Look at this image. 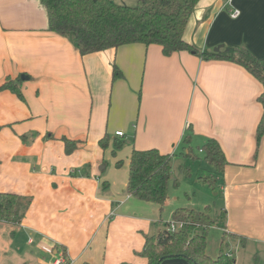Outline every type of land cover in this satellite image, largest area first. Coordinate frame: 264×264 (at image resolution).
<instances>
[{
  "label": "crops",
  "instance_id": "0c3cea01",
  "mask_svg": "<svg viewBox=\"0 0 264 264\" xmlns=\"http://www.w3.org/2000/svg\"><path fill=\"white\" fill-rule=\"evenodd\" d=\"M184 39L201 54L131 44L81 56L71 39L48 31L40 0H0V85L22 77L25 99L0 92V193L32 198L19 228L38 252L54 262L66 254L73 264H149L146 238L166 230L180 207L165 213L172 197L161 210L128 193L130 156L157 149L187 157L185 147L201 152L210 140L227 161L222 175L211 166L203 177H214L227 245L264 249L263 86L243 66L202 57L242 47L264 59V0H201ZM115 66L123 78L114 80ZM117 132L129 141L126 157L110 154ZM63 139L79 142L71 155Z\"/></svg>",
  "mask_w": 264,
  "mask_h": 264
},
{
  "label": "trees",
  "instance_id": "16d2710c",
  "mask_svg": "<svg viewBox=\"0 0 264 264\" xmlns=\"http://www.w3.org/2000/svg\"><path fill=\"white\" fill-rule=\"evenodd\" d=\"M40 1L47 12L48 31L71 39L81 56L131 44L159 46L165 56L182 51L201 54L184 39L189 20L201 0H134L135 6L118 4L113 0ZM202 57L205 60H225L243 66L262 84L263 91L259 102L263 106V115L257 128L259 145L264 137V59L256 57L242 47L231 49V54L204 52ZM113 77L114 80L123 78L117 66L114 67ZM22 83V77L16 80L8 78L0 85V92L10 91L24 101ZM63 141L68 155H71L79 144L78 141L69 139ZM110 141L111 138L107 134L99 144L105 150ZM187 143L190 144V140H187ZM124 145V138L116 136L113 155ZM186 150L185 154L190 159L193 151L185 147V152ZM202 152L208 164L222 175L227 161L220 144L216 140H210ZM172 162V155L162 154L157 149L133 150L130 156L128 193L142 201L153 203L162 210L169 198ZM121 166L122 162H119L117 167ZM201 180L214 188L213 179ZM31 203L32 198L1 192L0 222L19 228ZM211 212V207H206L205 211L177 209L172 218L174 221L185 222L184 228L174 233L166 229L155 236H148L141 255L147 258L149 264H161L165 260L175 258H185L190 264H236L224 249V239L228 236L226 232L219 256L213 259L207 252L210 230L226 228V213L222 212L220 224L210 216ZM12 233L15 234L16 231Z\"/></svg>",
  "mask_w": 264,
  "mask_h": 264
},
{
  "label": "rangeland",
  "instance_id": "374dc122",
  "mask_svg": "<svg viewBox=\"0 0 264 264\" xmlns=\"http://www.w3.org/2000/svg\"><path fill=\"white\" fill-rule=\"evenodd\" d=\"M129 2L134 3L132 4L133 6L136 4L134 0H129ZM124 5L131 4L128 3ZM221 52L224 54H231V50L228 49H224ZM127 144H129V141L128 143L125 141V146L121 150H118L122 152L124 157L127 156L125 155L127 150L124 149ZM190 147L193 148V154L199 159H193V154L189 159L179 153L173 158L172 181L169 187V196L170 198L172 197V201L169 202L165 208V213L175 205L180 208L195 209V211H205L206 207L209 205L213 210L210 216L221 224L222 212L216 215L220 210L219 201L214 197L212 187L209 184L203 183L200 179L212 175L215 172V168L212 167L213 171L211 174V172H209L211 166L204 159V154L201 153L202 151L200 152L197 146L191 145ZM111 153L113 154V152H110V154ZM123 163L125 166L126 158L123 159ZM218 172L217 175L220 176V172ZM175 183L178 185L176 186ZM175 197H177L178 201ZM13 231H16V233L13 234ZM28 237L29 235L21 228L0 222V264H37V261H34L32 258L33 255L36 256V260L37 257L40 256L47 264H53L56 255L47 252H38L35 246L28 244ZM227 239L228 238H226L224 249L226 251H232L234 255L233 259H236L238 264H264V249L256 251L247 247L239 248L236 251L235 246L230 247L227 245L229 243ZM222 241V231L219 228H212L207 239V252L213 259L219 256L222 249Z\"/></svg>",
  "mask_w": 264,
  "mask_h": 264
},
{
  "label": "built area",
  "instance_id": "2783aa9c",
  "mask_svg": "<svg viewBox=\"0 0 264 264\" xmlns=\"http://www.w3.org/2000/svg\"><path fill=\"white\" fill-rule=\"evenodd\" d=\"M239 14H240V12L238 10H234L231 13V17L237 18L239 16ZM116 136L124 137L125 134L123 132H117ZM185 224H186L185 222L172 220L167 224V231L171 232V233L177 232V231L183 229ZM54 264H73V261H71L70 259H68L66 256H64L62 254L56 259Z\"/></svg>",
  "mask_w": 264,
  "mask_h": 264
},
{
  "label": "water",
  "instance_id": "95a60500",
  "mask_svg": "<svg viewBox=\"0 0 264 264\" xmlns=\"http://www.w3.org/2000/svg\"><path fill=\"white\" fill-rule=\"evenodd\" d=\"M220 49H221V47H217V48L214 50V53H219V52H220Z\"/></svg>",
  "mask_w": 264,
  "mask_h": 264
},
{
  "label": "bare ground",
  "instance_id": "6f19581e",
  "mask_svg": "<svg viewBox=\"0 0 264 264\" xmlns=\"http://www.w3.org/2000/svg\"><path fill=\"white\" fill-rule=\"evenodd\" d=\"M203 153V152H202Z\"/></svg>",
  "mask_w": 264,
  "mask_h": 264
}]
</instances>
